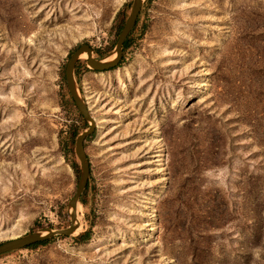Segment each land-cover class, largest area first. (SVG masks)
<instances>
[{
    "label": "rangeland",
    "instance_id": "1",
    "mask_svg": "<svg viewBox=\"0 0 264 264\" xmlns=\"http://www.w3.org/2000/svg\"><path fill=\"white\" fill-rule=\"evenodd\" d=\"M131 3L0 0V242L69 225L87 122L64 67L81 44L108 54ZM137 18L115 68L75 65L96 124L79 228L0 264H264V0Z\"/></svg>",
    "mask_w": 264,
    "mask_h": 264
},
{
    "label": "water",
    "instance_id": "2",
    "mask_svg": "<svg viewBox=\"0 0 264 264\" xmlns=\"http://www.w3.org/2000/svg\"><path fill=\"white\" fill-rule=\"evenodd\" d=\"M145 1L146 0H132L127 18L118 33L113 48L108 54L102 56L101 58H95L93 56L91 46L88 44H81L69 54L68 60L65 64L64 79L69 95L78 113L87 122V127L76 136L74 142V154L79 162V175L75 192L67 203L69 225L63 229L43 228L22 236H17L15 238L2 241L0 242V255L24 249L30 245L46 241L52 237L71 236L79 228V199L87 185L89 177V160L85 153L84 141L95 132L96 124L75 80L74 66L79 59L83 58L81 56L85 55L83 59H85L86 65L92 70L106 71L115 68L122 58L123 42L128 33L134 27L138 14ZM111 56L114 57L110 60H107Z\"/></svg>",
    "mask_w": 264,
    "mask_h": 264
},
{
    "label": "trees",
    "instance_id": "3",
    "mask_svg": "<svg viewBox=\"0 0 264 264\" xmlns=\"http://www.w3.org/2000/svg\"><path fill=\"white\" fill-rule=\"evenodd\" d=\"M137 20H138V18L136 19V22H135V25H136V23H137ZM135 25H134V27L132 28V30L129 32V34L127 35V37L125 38V40H124V42H123V45H122V52L124 51V49H126L129 45H130V34H131V32L133 31V29L135 28ZM78 133H76V131H73V136L75 135H77ZM89 138V137H88ZM73 167H75V166H73ZM88 190V182H87V185H86V187H85V189H84V191H83V193L81 194V196H80V199H79V201H80V204H82V205H85V203H86V201H85V199H84V195L86 194V191ZM89 238H90V236H89V231H84L83 233H81V234H79L77 237H76V240L79 242V243H85V242H87L88 240H89ZM49 240V239H48ZM48 240H46V241H43V242H39V243H36V244H33V245H30V246H28V247H26V248H34V247H36V246H38V245H40V244H46L47 242H48ZM6 254V253H5ZM1 256V255H0Z\"/></svg>",
    "mask_w": 264,
    "mask_h": 264
},
{
    "label": "flooded vegetation",
    "instance_id": "4",
    "mask_svg": "<svg viewBox=\"0 0 264 264\" xmlns=\"http://www.w3.org/2000/svg\"><path fill=\"white\" fill-rule=\"evenodd\" d=\"M77 47H78V46H77ZM77 47H76V48H77ZM76 48H75V49H76ZM75 49H74V50H75ZM74 50H73V51H74ZM73 51H72V52H73ZM92 51H93V56H94L95 58H100V57H102V56L105 54V53L103 54V53H101V52H98V51H96V50H94V49H93ZM72 52H71V53H72ZM122 53H123V52H122ZM119 62H120V61H119ZM75 65H76V64H75ZM112 69H113V68H112ZM74 71H75V66H74Z\"/></svg>",
    "mask_w": 264,
    "mask_h": 264
},
{
    "label": "bare ground",
    "instance_id": "5",
    "mask_svg": "<svg viewBox=\"0 0 264 264\" xmlns=\"http://www.w3.org/2000/svg\"><path fill=\"white\" fill-rule=\"evenodd\" d=\"M113 57H114V56H111V57H109L107 60H110V59H112ZM13 189H14V187L11 188V191H12ZM6 191H7V190H6ZM6 191H5V193H7ZM5 193L0 192V196H5V195H3V194H5Z\"/></svg>",
    "mask_w": 264,
    "mask_h": 264
}]
</instances>
